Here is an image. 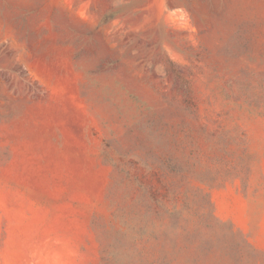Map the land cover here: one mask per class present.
<instances>
[{
    "label": "rangeland",
    "instance_id": "374dc122",
    "mask_svg": "<svg viewBox=\"0 0 264 264\" xmlns=\"http://www.w3.org/2000/svg\"><path fill=\"white\" fill-rule=\"evenodd\" d=\"M0 264H264V0H0Z\"/></svg>",
    "mask_w": 264,
    "mask_h": 264
}]
</instances>
